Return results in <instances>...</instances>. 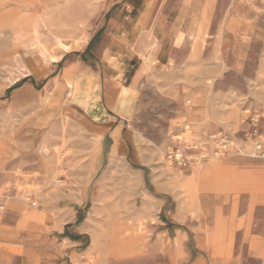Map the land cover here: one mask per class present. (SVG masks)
<instances>
[{
  "label": "rangeland",
  "instance_id": "obj_1",
  "mask_svg": "<svg viewBox=\"0 0 264 264\" xmlns=\"http://www.w3.org/2000/svg\"><path fill=\"white\" fill-rule=\"evenodd\" d=\"M118 1L0 0V216L77 211L90 263L159 264L174 230L191 246L264 209V0H195L162 45L132 34ZM69 66L94 79L97 142Z\"/></svg>",
  "mask_w": 264,
  "mask_h": 264
},
{
  "label": "crops",
  "instance_id": "obj_2",
  "mask_svg": "<svg viewBox=\"0 0 264 264\" xmlns=\"http://www.w3.org/2000/svg\"><path fill=\"white\" fill-rule=\"evenodd\" d=\"M118 3H123L118 15L125 11L124 22L131 26V33L151 35L160 45L173 30L180 31L184 19L195 16V0H119ZM166 4L171 8L169 14H173L170 22L166 14L160 11ZM135 13L137 16L132 20ZM5 14L0 12V19ZM123 31L121 40H126L129 33ZM172 39L175 41V36ZM59 47L63 53L78 49L75 45L62 43ZM48 58L56 64L62 56ZM148 67L147 63L143 64L133 81L136 82ZM63 75L74 94L90 99L87 109L89 132L97 142L106 128L100 124V102L95 97L93 77L79 72L74 66L65 67ZM39 77L37 74L35 78ZM112 138L111 153L119 155L117 158L120 160L113 163L116 165L121 162L123 142L119 132H115ZM10 214L12 217L0 216V264H92L89 258L93 255V238L86 224L77 218V211L69 212L64 219L60 214L58 217L52 216L45 208L37 212L20 210ZM253 214L250 223L247 220L249 216H244L246 219L242 226L237 221V227L230 226L225 230L218 223L210 230L200 229L191 246H188L187 232L174 230L170 253L159 264H264V209L257 207ZM175 250L181 252L174 253ZM103 258L96 259L98 264H105Z\"/></svg>",
  "mask_w": 264,
  "mask_h": 264
},
{
  "label": "bare ground",
  "instance_id": "obj_3",
  "mask_svg": "<svg viewBox=\"0 0 264 264\" xmlns=\"http://www.w3.org/2000/svg\"><path fill=\"white\" fill-rule=\"evenodd\" d=\"M29 71V70H28ZM37 75V74H36ZM36 75H35V77H36Z\"/></svg>",
  "mask_w": 264,
  "mask_h": 264
}]
</instances>
